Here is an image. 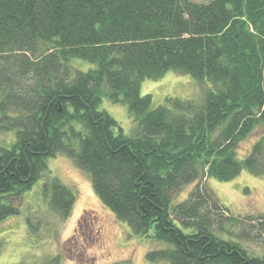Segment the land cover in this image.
Listing matches in <instances>:
<instances>
[{"label":"trees","instance_id":"obj_1","mask_svg":"<svg viewBox=\"0 0 264 264\" xmlns=\"http://www.w3.org/2000/svg\"><path fill=\"white\" fill-rule=\"evenodd\" d=\"M73 59L92 66L77 69ZM170 70L202 83L200 97L153 106L140 94L142 80ZM104 96L126 105L130 135L99 109ZM257 126L264 127V0H0V131L15 133L10 147L0 146V220L18 213L46 159L60 153L89 175L118 220L163 243L147 263L264 264V254L241 241H264V213L233 217L204 182L242 169L264 176V133L237 156ZM195 181L170 210L171 193ZM42 193L66 219L73 192L47 176ZM237 222L240 234L227 228Z\"/></svg>","mask_w":264,"mask_h":264},{"label":"rangeland","instance_id":"obj_2","mask_svg":"<svg viewBox=\"0 0 264 264\" xmlns=\"http://www.w3.org/2000/svg\"><path fill=\"white\" fill-rule=\"evenodd\" d=\"M192 1L207 3L210 0ZM72 66L86 70L92 63L73 59ZM201 84L188 74L170 70L157 80H142L140 94H150L152 104L156 106L168 96L198 99L202 92ZM99 109L109 113L124 134L132 133L135 122L124 103L112 102L104 96ZM263 133L264 127L257 126L239 145V159L248 153L251 145ZM14 137L13 130L0 131V146L10 147ZM46 164L45 174L23 192L18 213L0 220V264H15L20 260L26 264H40L54 256L58 257L59 264H167L164 261L146 262V254L162 247L163 243L134 233L126 223L118 220L99 200L89 175L78 168L70 157L58 153L48 157ZM47 176L57 177L74 194L75 200L66 219L49 208L48 200L42 193V184ZM204 182L233 217L264 213V176H256L242 169L231 180L207 178ZM195 183L186 184L171 193L170 210L187 197ZM28 219L35 227L33 230L29 229ZM234 226V229L232 226L227 228L240 234L238 229L243 228L241 222ZM220 234L233 237L226 231ZM241 241L254 252L264 254L261 237Z\"/></svg>","mask_w":264,"mask_h":264}]
</instances>
